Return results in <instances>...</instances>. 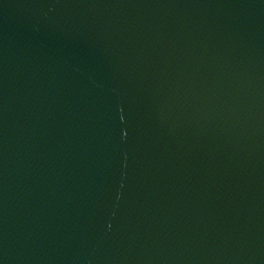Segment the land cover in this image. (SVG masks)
Returning a JSON list of instances; mask_svg holds the SVG:
<instances>
[{
  "label": "water",
  "instance_id": "water-1",
  "mask_svg": "<svg viewBox=\"0 0 264 264\" xmlns=\"http://www.w3.org/2000/svg\"><path fill=\"white\" fill-rule=\"evenodd\" d=\"M0 264H264V0H0Z\"/></svg>",
  "mask_w": 264,
  "mask_h": 264
}]
</instances>
